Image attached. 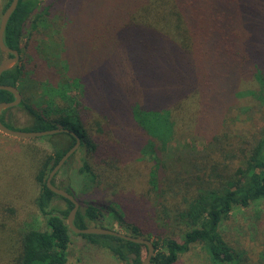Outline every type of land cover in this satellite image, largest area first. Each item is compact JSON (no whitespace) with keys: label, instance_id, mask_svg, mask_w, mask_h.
I'll return each mask as SVG.
<instances>
[{"label":"trees","instance_id":"obj_1","mask_svg":"<svg viewBox=\"0 0 264 264\" xmlns=\"http://www.w3.org/2000/svg\"><path fill=\"white\" fill-rule=\"evenodd\" d=\"M38 2L18 0L3 33L20 63L0 74V84L15 86L21 95L15 105L27 115L21 130L74 132L80 144L62 166L81 150L77 172L83 187L104 177L103 166L114 178L111 196L148 185L147 193L154 196L151 201L146 193L150 218L176 231L151 240L148 264H173L194 244L204 248L211 264H236L235 249L219 226L233 207L264 199V113L253 141L233 134L225 117L240 103L237 97L249 95L264 104V0H74L59 40L48 35L38 43L42 58L36 59L22 36L39 26L47 32L54 24L48 12L37 10ZM23 71L39 92L52 94L45 107V98H32L33 104L25 98L30 85L20 80ZM249 78L256 88L242 91V80ZM73 89L81 93L82 104ZM13 98L0 89V102ZM3 111L0 121L17 129ZM69 131L27 138L47 142L28 148L38 188L29 202L42 224L18 219L14 204L0 201V264H66L74 233L66 216L73 205L45 180L75 143ZM176 139L195 144L177 150L180 145L169 144ZM112 214L129 235L143 236L138 220L93 203L78 205L73 224L107 227L104 220ZM80 235L125 264H140L144 257L143 244L113 235ZM258 264H264V250Z\"/></svg>","mask_w":264,"mask_h":264},{"label":"rangeland","instance_id":"obj_2","mask_svg":"<svg viewBox=\"0 0 264 264\" xmlns=\"http://www.w3.org/2000/svg\"><path fill=\"white\" fill-rule=\"evenodd\" d=\"M5 2L6 0H0V15ZM73 2L74 0H39L37 10L48 12L49 20L53 21L54 24L47 32L41 29L43 28L42 26H39L36 29L32 28L29 37L26 34L22 36L23 42L29 39L33 57L36 59L42 58L40 53L38 54V50H40L38 43L41 44L43 40H46L47 37L49 38L48 35H55V39L59 40L63 17L68 10V6H73ZM5 56V53H0V60ZM17 63H20V60ZM20 80L29 82L30 93H26L25 98L30 99L29 101L32 104L34 102L32 98H45L46 100L42 103V107H45L48 104L46 101L53 98L51 93L45 95L42 91L39 92L35 84L30 82L29 73L23 71ZM256 85L253 78L245 79L241 82V89L242 91L254 89ZM71 94L79 98V103L82 104L83 99L80 98L81 93L78 90L73 89ZM237 98H241L238 100L240 103H234L232 110L225 117L226 123L232 126L233 134L241 139L247 138L253 141V137L257 136L258 129L261 126L264 104L258 102L256 99H252L249 95ZM83 108H85L84 105ZM3 110L2 115L5 121L11 123L13 127L21 130L27 124V115L22 107L15 106ZM47 110L50 111L52 109L47 108ZM180 141L176 139L177 143L172 141L169 144L171 146L175 144L180 145L176 148L177 150L181 148L189 149L195 144V142H191L189 139H187V145ZM46 143L45 139L19 138L0 131V201H10L18 210V219L33 218L36 225L42 224V216L38 214V211L29 202V198L36 195L38 188L32 179L35 160L33 159L34 156L31 154V150L28 148L38 147ZM127 150V153H131L134 151V148H127ZM81 155V150L75 152L66 164L61 165L54 176V183L57 187L62 189L68 187L73 191L78 205L87 203L103 205L106 209L112 210L117 215L121 212L125 220H129L128 217L138 220L144 230L142 237H148L149 240H154L157 234H168L169 236L176 234L175 229L167 226L166 222L155 218L157 222V225H155L150 218V204L154 200V196L147 193L149 189L146 183L141 189L128 187L123 192H119L117 196H111L109 189L111 192L114 189V186L112 187L111 185L114 182V178L107 176L109 169L103 166L105 178L100 177L97 184H88L87 187H83L82 175L77 172V168L82 161ZM144 163L146 164V162ZM137 165L142 170L143 165H139V163ZM145 171L146 167L144 168L143 166L142 173H145ZM146 193L151 201H147ZM53 202L55 204L59 203L60 206L64 205V202L61 200L54 199ZM114 218L113 214L107 216L104 220V225L129 234L130 230L121 227L119 222ZM147 231L151 234H146ZM219 232L226 242L235 249L237 254L235 258L236 264H258L259 255L264 250V199L251 201L244 207H233L228 216L224 220H221ZM70 239L66 264H125L123 261H119L109 255L100 246L91 242L89 243L80 234L71 233ZM146 253V248H143V256ZM173 264L211 263L204 248L199 244H194L188 252L180 255Z\"/></svg>","mask_w":264,"mask_h":264},{"label":"water","instance_id":"obj_3","mask_svg":"<svg viewBox=\"0 0 264 264\" xmlns=\"http://www.w3.org/2000/svg\"><path fill=\"white\" fill-rule=\"evenodd\" d=\"M18 0H10L7 7L2 11L0 15V51L4 53L11 54L10 56H5L3 59L0 60V74L6 70L11 68L14 64H16L19 60V53L16 49L7 47L3 42V33L4 29L7 23L8 18L10 17L11 13L15 9L17 5ZM0 89L7 90L11 92L14 96L13 100L11 101H1L0 102V112L3 109L13 107L15 105H18L21 101V95L17 88L12 85H6V84H0ZM0 131L11 136L19 137V138H34V137H40L44 135H50L55 134L59 132H67L69 131L67 128H53V129H47V130H40V131H25L20 129H12L8 126L4 125L0 121ZM75 138V143L61 156V158L58 160V162L53 166V168L48 172L45 183L46 186L55 194L60 195L72 202V208L69 210L67 216H66V224L69 227V229L77 234H106V235H113L116 237L123 238L125 240H129L135 243L143 244L146 246L147 253L142 258L140 264H148L150 261V258L154 252V246L151 240L141 237V236H133L129 234H125L121 230H115L107 227H101V226H88L85 228H79L73 224V219L76 213V210L78 208V202L74 198L72 194L67 192L66 190L57 187L55 184L51 183V179L54 176V174L57 172V170L61 167V165L65 162V160L78 148L80 144L79 137L72 131H69Z\"/></svg>","mask_w":264,"mask_h":264}]
</instances>
